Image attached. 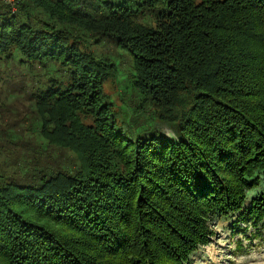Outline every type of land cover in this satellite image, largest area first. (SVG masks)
Masks as SVG:
<instances>
[{"label":"trees","instance_id":"obj_1","mask_svg":"<svg viewBox=\"0 0 264 264\" xmlns=\"http://www.w3.org/2000/svg\"><path fill=\"white\" fill-rule=\"evenodd\" d=\"M85 35L130 52L125 93L178 142L127 139L104 89L117 63ZM16 58L55 68L32 97L40 136L75 156L0 165V264H190L264 181V0L2 1L0 61ZM246 214L264 220V195Z\"/></svg>","mask_w":264,"mask_h":264},{"label":"rangeland","instance_id":"obj_2","mask_svg":"<svg viewBox=\"0 0 264 264\" xmlns=\"http://www.w3.org/2000/svg\"><path fill=\"white\" fill-rule=\"evenodd\" d=\"M2 1L7 3L5 0H0V3ZM16 2L14 5L9 4L13 10L22 7L27 0ZM86 35L85 38L90 39ZM88 48L99 58L117 63V78L106 82L104 89L110 101L114 102L112 115L116 117L119 128L123 133H130V136H126L127 139H148L157 130L178 142L176 132L168 124L152 120L149 116L152 112L140 108L141 101L136 95L125 93L134 74L133 56L130 52L119 48L112 40L100 44L96 43L95 39H90ZM54 70V67L44 69L38 64H22L19 58L0 61L1 166H15L27 162L59 169L75 156L68 148L58 143L50 144L40 136L42 124L38 122V113L32 97L43 83H46L47 87L49 78L55 75ZM46 124H49V121ZM52 127L53 124L46 130ZM6 131L7 134H4ZM78 136V133L73 132L71 141L78 147L88 148L89 142H84ZM262 195L264 181L248 192V200L241 212L225 217L216 215L209 219L208 229L212 233L209 243L200 246L193 253L190 264H264V220L258 224L245 221L246 212L251 209L252 202Z\"/></svg>","mask_w":264,"mask_h":264},{"label":"built area","instance_id":"obj_3","mask_svg":"<svg viewBox=\"0 0 264 264\" xmlns=\"http://www.w3.org/2000/svg\"><path fill=\"white\" fill-rule=\"evenodd\" d=\"M8 4L14 5L17 0H5Z\"/></svg>","mask_w":264,"mask_h":264}]
</instances>
